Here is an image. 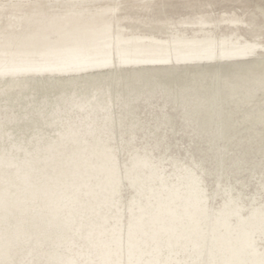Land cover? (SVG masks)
<instances>
[{
  "label": "rangeland",
  "instance_id": "1",
  "mask_svg": "<svg viewBox=\"0 0 264 264\" xmlns=\"http://www.w3.org/2000/svg\"><path fill=\"white\" fill-rule=\"evenodd\" d=\"M258 62L264 0H0V264L264 263L263 127L189 87Z\"/></svg>",
  "mask_w": 264,
  "mask_h": 264
},
{
  "label": "bare ground",
  "instance_id": "2",
  "mask_svg": "<svg viewBox=\"0 0 264 264\" xmlns=\"http://www.w3.org/2000/svg\"><path fill=\"white\" fill-rule=\"evenodd\" d=\"M194 74L190 75L193 79L189 85L198 94V98L194 102V111L207 107V113L211 116L214 113H221L227 104L232 103L236 107L243 105L245 107L242 116L243 121L250 123V126L261 124L263 127L262 132L264 131V62L241 68L215 67L211 70H201L198 74L196 72ZM143 75L141 76L142 83L154 88L155 83L160 82L166 89L172 90L175 98L181 99V95L186 90L185 87H187V84L182 83L175 72L155 71ZM137 77L138 74L136 73H131L129 76L127 74L124 77V81L129 84ZM28 83L41 85L42 88L43 86L56 84V80H32ZM259 93H262L260 97H258ZM51 103L52 101H50ZM36 104L38 105L39 103ZM257 104H263V106L259 108ZM229 122V119L223 118L219 126L225 128L232 124ZM31 132L32 130L24 132L26 135L25 139L29 137ZM19 133L20 130L18 128L10 133L5 129L4 137L0 141H8L12 145L20 146L24 140H22L23 137ZM261 221L264 222V216H262ZM247 230L240 231L244 242L240 250L232 255L237 258V264H258L259 261L252 262L246 259V251H256L251 237V230Z\"/></svg>",
  "mask_w": 264,
  "mask_h": 264
}]
</instances>
